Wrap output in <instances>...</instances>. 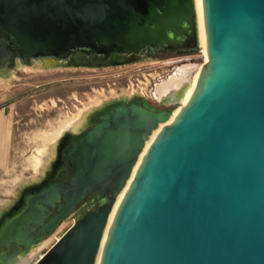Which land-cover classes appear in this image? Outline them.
<instances>
[{
  "label": "water",
  "instance_id": "1",
  "mask_svg": "<svg viewBox=\"0 0 264 264\" xmlns=\"http://www.w3.org/2000/svg\"><path fill=\"white\" fill-rule=\"evenodd\" d=\"M202 2L208 62L189 102L152 142L118 204L147 139L172 113L139 109L134 139L110 133L95 150L91 181L122 166L112 198L32 264H264V0ZM199 49L200 0H0L4 75L18 63L59 66L78 53ZM198 66L158 85V102L181 105ZM23 217L36 224L30 213L10 221L0 249L28 248ZM11 258L3 251L0 264Z\"/></svg>",
  "mask_w": 264,
  "mask_h": 264
},
{
  "label": "flooded vegetation",
  "instance_id": "2",
  "mask_svg": "<svg viewBox=\"0 0 264 264\" xmlns=\"http://www.w3.org/2000/svg\"><path fill=\"white\" fill-rule=\"evenodd\" d=\"M8 52L12 53V50ZM198 52L199 50L176 52L148 50L143 55H111L109 57L78 53L68 61L61 63L62 65L90 69L136 67L130 71L114 74V79L122 88L107 90V92L145 93L111 96L109 100L97 106L101 100L100 97L67 116L72 118L70 125L52 144L53 147L43 152V164L39 171L34 172V176L30 180L26 179L19 185L18 191L13 197L14 200H7L0 208V223L5 220L4 224L2 223V231L13 219L16 220L26 213L37 214L36 224L29 223L28 219L23 217V221H27V225L22 228V232L25 233L24 242L28 248L25 245L15 246L12 248V252L5 248L1 249L0 253L3 251L8 254L12 253V257L16 255L19 262L35 251L37 253L34 257L42 255L58 241V237L60 238L81 222L88 214L108 203L113 196L114 185L124 174V170L122 166L105 168L103 171L110 174L109 178L100 182L96 181L97 183L91 181V176L95 172L93 165L97 162L95 150L108 140L110 133L126 132L134 139L136 136V115H138L139 109L156 114L171 112L174 116L171 120L173 122L183 107L161 105L155 96L156 88L173 76L189 78V71L192 70L191 65L199 64ZM38 63H42L46 69L58 68V66L47 67L43 62ZM204 66V64L198 66L197 73ZM143 71H147L150 77L147 79L146 88L140 91L123 87L122 82L125 78L129 75H138ZM65 116L57 117L55 122ZM151 136L152 134L149 138ZM135 166L132 170L134 171L133 176L136 174ZM131 182H128L126 189ZM126 189L117 197L119 198ZM12 214L15 215L12 217ZM61 215L63 217L59 219ZM1 234L2 232L0 236ZM49 240H52V243L45 248Z\"/></svg>",
  "mask_w": 264,
  "mask_h": 264
},
{
  "label": "rangeland",
  "instance_id": "3",
  "mask_svg": "<svg viewBox=\"0 0 264 264\" xmlns=\"http://www.w3.org/2000/svg\"><path fill=\"white\" fill-rule=\"evenodd\" d=\"M198 55V63L205 65L208 62L206 50L199 49ZM39 64H23L17 66L8 76L0 77V108H7L11 120L8 153L0 166V208L7 200L15 199L11 194L24 180H30L34 176L36 171L32 163L39 151L46 152L45 136L56 129L59 122L70 113L77 112L90 101L100 97L97 106L109 100L111 96L145 93L107 92L122 88L114 79V74L136 67L90 69L61 64L58 68L46 69L42 63ZM149 78L147 71L129 75L123 80V87L142 91L146 88ZM64 115L66 116L55 122L57 117ZM14 215L12 214V217ZM4 221H1V227ZM35 253L37 251L24 258L22 263L32 264Z\"/></svg>",
  "mask_w": 264,
  "mask_h": 264
},
{
  "label": "bare ground",
  "instance_id": "4",
  "mask_svg": "<svg viewBox=\"0 0 264 264\" xmlns=\"http://www.w3.org/2000/svg\"><path fill=\"white\" fill-rule=\"evenodd\" d=\"M200 8H201V18H202V21H203V43H204V49L206 50V54H207V56H208V53H207V38H206V32H205V24H204V13H203V2H202V0H200ZM34 62H43L47 67H49V66H58L57 64H55L52 60H35ZM33 62V63H34ZM21 64H19L18 63V66H20ZM33 65V64H32ZM39 65H41V63L39 64ZM43 65V64H42ZM38 68V67H37ZM198 69H199V67L197 68V70L193 73V75H192V77H191V85H190V87L188 88V90L186 91V93H185V95H184V98H183V100H182V102H181V105H179V106H181V107H183V106H185L188 102H189V100H190V98L192 97V95H193V93H194V90H195V88H196V86H197V84H198V81H199V79H200V76H201V74H202V72H203V69H204V67H202L201 69H200V71H199V73H197V71H198ZM10 73V72H9ZM9 73L7 74V75H4L3 73H1L0 72V77L1 76H8L9 75ZM190 73H191V71H189V76H190ZM197 73V74H196ZM194 75H195V77H194ZM194 77V78H193ZM179 78H182V77H176V76H173V77H170L169 79H171V80H173V81H175V80H177V79H179ZM168 79V80H169ZM166 81V82H163V83H167V82H169V81ZM160 92H163L162 91V89H160ZM166 92V91H165ZM164 93V92H163ZM181 111V110H180ZM179 112V111H178ZM179 114V113H178ZM85 115V114H84ZM178 116V115H177ZM176 116V117H177ZM174 116H172L171 115V117L169 118V120L168 121H166L164 124H161L159 127H158V129L157 130H154L153 132H152V136H151V138H148L147 139V141H146V145H145V148H144V150L142 151V153L140 154V156H139V158H138V161H137V163H136V172H137V169H138V167L140 166V164H141V162H142V160H143V158H144V156L146 155V153H147V151H148V149H149V147L151 146V144H152V142L155 140V138L158 136V134L161 132V130L165 127V126H167V125H169V124H171L172 122H171V120H172V118H173ZM175 120V119H174ZM72 121V118H69V117H67V118H65V119H63L62 121H60L59 122V125H58V127L56 128V129H54L52 132H50V133H48L46 136H45V140H46V146H47V150L51 147H53V143L57 140V138L62 134V132L65 130V128H67L69 125H70V122ZM161 127V128H160ZM78 128V127H77ZM160 128V129H159ZM75 130V129H74ZM44 150V151H47V150ZM43 151V150H42ZM42 156H43V152H40L39 151V153H38V155H36L35 157H34V160H33V163H32V165H33V168L35 169V171L36 172H38L39 171V168H40V166L43 164V158H42ZM133 174H134V171H132V174H131V176H130V178H129V180H128V182L129 181H132L133 182V180H134V177H135V175L133 176ZM128 182H127V184H126V187L128 186ZM131 182V183H132ZM131 185V184H130ZM129 185V186H130ZM126 187L124 188V189H126ZM129 188V187H128ZM127 188V189H128ZM127 189L120 195V197L117 199L116 198V202H115V204H118V203H121V201H122V199H123V197H124V195H125V193H126V191H127ZM1 229H2V227H1V223H0V232H1ZM24 256H26V254H24ZM26 262V261H25ZM9 264H24V263H22V261L20 260V262H19V260H18V257L15 255V256H13L10 260H9Z\"/></svg>",
  "mask_w": 264,
  "mask_h": 264
},
{
  "label": "crops",
  "instance_id": "5",
  "mask_svg": "<svg viewBox=\"0 0 264 264\" xmlns=\"http://www.w3.org/2000/svg\"><path fill=\"white\" fill-rule=\"evenodd\" d=\"M11 120L6 107L0 108V166L6 160L8 153V139L10 135ZM25 181V180H24ZM21 185V184H20ZM19 186L11 196L15 197Z\"/></svg>",
  "mask_w": 264,
  "mask_h": 264
}]
</instances>
